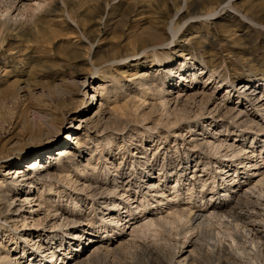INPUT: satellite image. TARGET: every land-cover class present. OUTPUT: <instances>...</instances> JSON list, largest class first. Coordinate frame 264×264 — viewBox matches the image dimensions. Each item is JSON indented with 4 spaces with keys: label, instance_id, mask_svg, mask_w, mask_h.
<instances>
[{
    "label": "rangeland",
    "instance_id": "obj_1",
    "mask_svg": "<svg viewBox=\"0 0 264 264\" xmlns=\"http://www.w3.org/2000/svg\"><path fill=\"white\" fill-rule=\"evenodd\" d=\"M1 1L0 264H264V0Z\"/></svg>",
    "mask_w": 264,
    "mask_h": 264
},
{
    "label": "bare ground",
    "instance_id": "obj_2",
    "mask_svg": "<svg viewBox=\"0 0 264 264\" xmlns=\"http://www.w3.org/2000/svg\"><path fill=\"white\" fill-rule=\"evenodd\" d=\"M7 3H9V2H2L1 0H0V6H4L5 8H6V15H8L7 13V11H8V9H9V7H7ZM175 34V33H174ZM175 35H173L172 34V39H173V37H174ZM159 46V45H158ZM147 47V46H146ZM150 47V49H155V47L156 46H153V44L152 43H149V45H148V48ZM148 51V49H146L144 52H147ZM112 63V62H111ZM93 67V66H92ZM182 68H184L185 67V65H182L181 66ZM184 72V71H183ZM169 73H171V72H169ZM192 77L193 78H191L188 82H192L193 80H194V74L192 75ZM212 77V76H211ZM154 79V78H153ZM152 79V80H153ZM208 79H210V77L208 78ZM160 81H161V79H159ZM150 84V83H149ZM152 84V83H151ZM147 85V84H146ZM181 86V85H180ZM77 87V86H76ZM81 87H79V89H80ZM243 89H246V92H247V86L246 87H242ZM257 89H260V87H256V88H254V91H257ZM161 90V89H160ZM253 90V89H252ZM262 90H264V87L261 89V93H262ZM155 91V90H154ZM156 92H157V89H156ZM68 93V92H67ZM260 93V94H261ZM252 94V93H251ZM251 98V97H250ZM253 98V100H256V101H258V98L256 97L255 98V96H253L252 97ZM231 114V111H229V110H227V114ZM33 116H35V120H37L38 121V123H36V124H39V122H40V124L41 123H44L47 119H48V116H47V114H45V113H43V112H36ZM50 122H48V124H49ZM250 123H251V121H250ZM40 124H39V126H40ZM48 124L46 125V128H47V126H48ZM39 126H37V128H36V130H37V133H36V136L37 137H40L41 135H42V130L41 129H39L38 127ZM53 126V125H52ZM226 126V125H225ZM259 126V125H258ZM258 126H256V127H258ZM61 127V126H60ZM60 127H57V130L60 132L61 131V128ZM261 128V127H260ZM49 129H50V131H51V129L52 128H50V126H49ZM224 129V131H226V127H224L223 128ZM262 129V128H261ZM223 131V132H224ZM72 135H77V134H75V133H73ZM75 139H77V138H75ZM71 141V137L69 136V133L67 134V136H66V138L63 140V144H65V143H67L68 141ZM79 143V141H78V139L76 140V144H78ZM55 144V142L53 143V145ZM198 144V143H197ZM196 144V145H197ZM79 145V144H78ZM219 146H220V144H219ZM223 146V145H222ZM196 147H198V146H196ZM201 147V146H200ZM247 148H249L250 150H248V152H246L247 154H249L250 156V158H254V156H255V154H256V150H255V148L254 149H252L253 147L252 146H250V147H247ZM212 149V148H211ZM216 151H218V150H216ZM242 151H245L244 150V148H241L239 151H236L237 152V154L236 155H242ZM247 151V150H246ZM261 151V150H260ZM232 153V152H231ZM241 153V154H240ZM261 155H262V153L260 154V158H261ZM231 156V155H230ZM247 158V157H246ZM23 159H25V158H23ZM23 159H21V160H23ZM21 160H17V162H20ZM187 161H189L190 159H186ZM186 160L184 161V162H186ZM37 162V161H36ZM262 165H263V167H261L260 168V170L259 169H257V180L256 181H254L255 183H254V185H261V184H263L264 183V159H262ZM35 164V163H34ZM184 165H185V163H183ZM250 163H248V165H249ZM35 166H37V167H39L38 165H33V167L31 166L30 167V169L32 170V172L33 171H36L37 172V174L36 175H33L32 176V174H34V173H32V174H22V175H19V172H18V170H17V168L16 167H13L11 170H10V173H8V175L9 174H15L16 172H17V174H16V176L13 178V179H11V182H10V184L12 185L11 187H9L6 191L7 192H12L14 189H16V188H18L20 185H21V182H23V181H30V184L32 183L31 181L33 180V179H35V178H37V177H41V176H39L40 174L39 173H41V172H39V170L37 169V170H35ZM258 165L256 164V163H253L252 164V166H250V167H252V168H256ZM41 168V167H40ZM185 168V167H184ZM13 169H14V172H13ZM256 170V169H255ZM11 171L13 172V173H11ZM233 173L234 174H236L237 173V169H235L234 171H233ZM254 175H255V173H253ZM237 178V176H235V177H233L231 180H233V182H237L235 179ZM19 179H21L20 181H18ZM230 180V181H231ZM251 179L250 178H247V179H245V180H243V182H242V185H241V191H242V188L243 187H247L246 188V190H248V187L251 185ZM253 181V180H252ZM264 185V184H263ZM49 187V191H51L52 190V186L50 185V186H48ZM252 187V186H251ZM261 187H262V185H261ZM250 188V187H249ZM255 188V187H254ZM251 189H253V188H251ZM256 189V188H255ZM227 192V191H226ZM237 192H239V190L237 191ZM243 192V191H242ZM247 193V192H246ZM163 195V194H162ZM10 194L8 195H5L4 196V199H5V204H6V206H5V210H6V212L7 213H15V211H12L11 210V208H12V204H13V201L12 202H10ZM161 196V195H160ZM225 196V195H224ZM2 198V197H1ZM141 202H139L138 204H137V206L135 207V209H139L140 208V206H141V204H140ZM170 203V202H169ZM125 209V208H124ZM172 209H174L173 211H172ZM184 209V208H183ZM187 210V209H186ZM196 212L195 213H193V217H192V220L193 221H195V222H198L199 224L202 222V220H201V218H204L203 217V215L200 213V212H198L197 210H195ZM5 212V213H6ZM190 212V211H189ZM219 212V211H218ZM126 214H128L127 215V218H131L132 216H133V214H132V210L131 209H128L127 208V210H126V212H125ZM183 213H185V212H183V210H179V209H177V208H171V209H169V213H168V216L170 215V217H171V219L173 220L172 222H175V221H177V222H181V221H183V219H184V216H183ZM216 213H217V211H216ZM191 214V213H190ZM212 214V213H211ZM192 215V214H191ZM208 215H210V213L208 214ZM167 216V215H166ZM205 216H207V214L205 215ZM214 216V215H213ZM163 217V216H162ZM134 218V217H133ZM209 217L207 216V219H208ZM210 219H211V217H210ZM64 220H66V219H64ZM102 221L104 222L105 220L102 218ZM121 220L118 218V217H116L115 218V220L114 221H112V222H114V224L115 225H112L111 226V231L112 232H120L121 231V223H119ZM129 221H131V220H129ZM167 222H169L168 220H166ZM204 221V220H203ZM102 222V223H103ZM148 222V221H147ZM150 223H143V225L145 224V226H143V228L145 227V228H148V227H150V226H152L153 225V223L151 222V221H149ZM129 223V222H128ZM170 223H171V221H170ZM183 223V222H182ZM181 223V224H182ZM113 224V223H112ZM126 224V223H125ZM197 224V223H196ZM35 225V224H34ZM102 226H103V224H102ZM101 226V227H102ZM34 227V226H33ZM105 227V226H104ZM153 227V226H152ZM103 228V227H102ZM130 228V227H129ZM128 228V229H129ZM32 229H34V228H32ZM31 229V230H32ZM104 229V228H103ZM132 230H134V229H132ZM131 230V231H132ZM84 232H86V233H84ZM92 233H93V231L92 230H86V231H84V230H77V231H75L74 233H72L70 236H71V238H72V240H74V239H82L85 235L87 236L86 238H87V240L89 241V240H92ZM26 240V239H25ZM24 240V241H25ZM55 254H58L59 255V253H57V252H54ZM24 255H22V256H20V257H18V258H15V259H12V260H16V259H20L21 257H23ZM61 256H63L62 254L61 255H59V257H61ZM56 257V256H55ZM10 258H9V256H7L6 258H5V262L7 263V262H10V261H12ZM57 260H60L58 257H56V261ZM63 260V259H62ZM56 261H55V263H56ZM43 261H39L37 264H41ZM64 262V261H63ZM16 264V263H15ZM30 264H32V262L30 261ZM65 264H67V262L65 263Z\"/></svg>",
    "mask_w": 264,
    "mask_h": 264
}]
</instances>
